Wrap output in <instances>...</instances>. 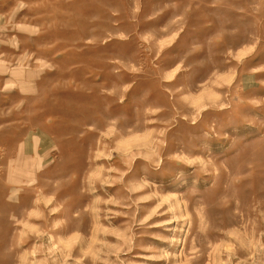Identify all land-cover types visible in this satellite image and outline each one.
Listing matches in <instances>:
<instances>
[{
  "label": "rangeland",
  "instance_id": "obj_1",
  "mask_svg": "<svg viewBox=\"0 0 264 264\" xmlns=\"http://www.w3.org/2000/svg\"><path fill=\"white\" fill-rule=\"evenodd\" d=\"M0 264H264V0H0Z\"/></svg>",
  "mask_w": 264,
  "mask_h": 264
}]
</instances>
